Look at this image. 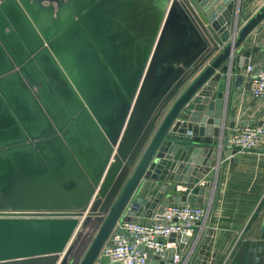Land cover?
Returning a JSON list of instances; mask_svg holds the SVG:
<instances>
[{"label": "water", "instance_id": "1", "mask_svg": "<svg viewBox=\"0 0 264 264\" xmlns=\"http://www.w3.org/2000/svg\"><path fill=\"white\" fill-rule=\"evenodd\" d=\"M234 10V0H0V264L107 262L120 222L209 204L222 160L241 157L232 73L257 53L248 39L264 19V6L243 25ZM169 240L179 248H149L146 264H176L192 238ZM214 242L209 229L191 264H215Z\"/></svg>", "mask_w": 264, "mask_h": 264}, {"label": "crops", "instance_id": "2", "mask_svg": "<svg viewBox=\"0 0 264 264\" xmlns=\"http://www.w3.org/2000/svg\"><path fill=\"white\" fill-rule=\"evenodd\" d=\"M234 1V13L238 10L241 25L264 6V0ZM248 40L255 44L253 48L258 49L248 64L263 68L264 19L252 31ZM246 66L238 69L232 80L235 84L234 79L237 77L236 100L232 103L230 118L237 122L236 127L242 125L240 122L243 121L248 124L264 122V102L250 94ZM239 153L241 157L237 162L224 163L222 160V166L217 170L216 179L212 183L214 190L210 196L211 207L206 225L197 240L196 236L192 238L187 248L191 253L186 264L192 263L209 229H214V249L218 250L215 264H264V144L254 151ZM250 194H254L255 204L245 217L239 212L232 215L224 211L222 204L225 200L232 197L242 200V197Z\"/></svg>", "mask_w": 264, "mask_h": 264}, {"label": "built area", "instance_id": "3", "mask_svg": "<svg viewBox=\"0 0 264 264\" xmlns=\"http://www.w3.org/2000/svg\"><path fill=\"white\" fill-rule=\"evenodd\" d=\"M245 72L250 85V94L264 102V67L247 64ZM263 144L264 122L261 125H240L236 127L235 133L230 135L231 147L238 149L239 152L254 151ZM200 185L206 184L201 181ZM192 188V184L178 183L177 185V191L181 194L190 193ZM210 207V202L208 205L190 202L169 203L165 206L163 213L154 218L159 222L122 221L120 222L122 232L113 231L101 250L100 255L107 256L108 261L95 264H146L149 248L154 254L164 253L170 248H179L177 242L169 240L173 233L190 238L196 236L195 240H197L206 225ZM141 244L144 245L143 250L139 249ZM187 248L184 254L176 250L174 263L186 264L191 253Z\"/></svg>", "mask_w": 264, "mask_h": 264}, {"label": "trees", "instance_id": "4", "mask_svg": "<svg viewBox=\"0 0 264 264\" xmlns=\"http://www.w3.org/2000/svg\"><path fill=\"white\" fill-rule=\"evenodd\" d=\"M244 198V199H243ZM255 204V196L254 194H250V196L242 197V200L236 198H230L223 202L222 207L224 211L228 212V214H232L235 212L241 213V216L244 217L251 211ZM238 215V214H237ZM241 217H239L240 220ZM243 218V217H242Z\"/></svg>", "mask_w": 264, "mask_h": 264}, {"label": "rangeland", "instance_id": "5", "mask_svg": "<svg viewBox=\"0 0 264 264\" xmlns=\"http://www.w3.org/2000/svg\"><path fill=\"white\" fill-rule=\"evenodd\" d=\"M238 69H242V68H235L234 70H233V73H232V78L234 77V75L236 74V71L238 70ZM233 80V79H232ZM232 105L230 104V106L228 107V115H227V118H231V113L233 112L232 110Z\"/></svg>", "mask_w": 264, "mask_h": 264}, {"label": "bare ground", "instance_id": "6", "mask_svg": "<svg viewBox=\"0 0 264 264\" xmlns=\"http://www.w3.org/2000/svg\"><path fill=\"white\" fill-rule=\"evenodd\" d=\"M121 69L122 70H125L126 68H125V66H122L121 67ZM108 97H110V99H111V94H110V96H108ZM111 101L113 102V99H111ZM91 112H92V114L94 115V113H93V111L91 110ZM237 123V122H236ZM234 129H236V124H235V128ZM220 135H222L221 133H220ZM115 149H117V147L115 148ZM114 160V157L112 156V161Z\"/></svg>", "mask_w": 264, "mask_h": 264}]
</instances>
